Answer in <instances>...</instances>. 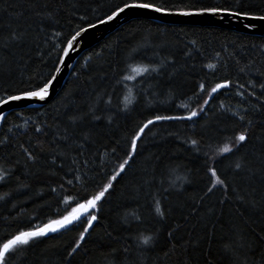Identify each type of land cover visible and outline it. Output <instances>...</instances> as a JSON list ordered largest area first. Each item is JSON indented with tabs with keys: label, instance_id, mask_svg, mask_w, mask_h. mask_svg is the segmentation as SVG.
<instances>
[{
	"label": "trees",
	"instance_id": "obj_1",
	"mask_svg": "<svg viewBox=\"0 0 264 264\" xmlns=\"http://www.w3.org/2000/svg\"><path fill=\"white\" fill-rule=\"evenodd\" d=\"M132 2L0 0V97L50 79L64 45L80 27ZM138 2L172 10L236 5V0ZM241 3L264 15V0ZM144 67L149 71H133ZM226 80L232 82L228 88L209 95ZM261 84L264 36L146 18L122 24L79 56L51 101L12 111L4 119L0 172L7 176L0 181V243L18 230L66 215L99 191L125 158L138 125L156 115L187 116L194 110L199 115L149 125L73 256L67 254L86 217L11 254L7 264H264ZM246 126L247 142L220 153ZM237 162L240 170L234 167ZM210 167L225 180L226 192L217 185L206 194L213 179ZM157 201L163 218L155 212ZM141 237H151V243L142 244Z\"/></svg>",
	"mask_w": 264,
	"mask_h": 264
},
{
	"label": "snow or ice",
	"instance_id": "obj_2",
	"mask_svg": "<svg viewBox=\"0 0 264 264\" xmlns=\"http://www.w3.org/2000/svg\"><path fill=\"white\" fill-rule=\"evenodd\" d=\"M126 9H146L157 13H163V14H175V15H182V16H203V15H211V16H217V15H227L231 17L241 18L245 20H259L264 21V15H257L255 12L249 10L246 8L242 3L241 0H236L235 7L228 6L225 4V6H201V7H190L188 9H177L175 12H173L172 9L167 7L158 6L155 3H147V2H138V0H133L132 3H123V6H117L114 11L111 12L110 15H107L105 19H98L97 22L91 23L88 22L87 28L80 27L78 31L75 32L74 35L71 36L70 39L67 40V45L62 49V55L58 57L60 64L64 63V58L68 55L69 50L75 49V43H78V38L81 37L82 33L87 32L88 28H96L97 24H105L108 21H112L114 18H116L119 14L125 12ZM50 15V14H49ZM81 20L86 21V17L81 16ZM246 28L255 27V25L246 24ZM57 36L60 35V33H56ZM12 39H18V37L13 34ZM7 44H3V48H7ZM56 47H59V45H56ZM99 55V53H97ZM207 67L212 68L214 65L209 64ZM61 68L58 65L55 66V73H50L51 76L50 79L42 78L41 82L39 84H36L34 86L30 85L29 87H26L24 89H21L18 94H7L6 98L0 97V105H7L11 101H19L22 99H32L37 98L39 100H45L50 95V89L53 84V82L57 79L58 73H60ZM133 71H136L138 73H146L149 71L147 67L144 68H133ZM151 71H156V68H152ZM240 71H244L241 69ZM134 77L127 76L125 79L131 80ZM232 82L231 81H225L224 83H217L215 87L211 89V92L209 95L211 96L212 93H216L218 90L223 88H228ZM204 84L201 83L199 85V88L201 91L204 90ZM253 87L255 85L253 84ZM262 89H264V84H261L260 86ZM239 88H244V84H239ZM31 89V90H30ZM238 95H243L241 92H237ZM251 95H255V92H252ZM128 103H131V101H127ZM205 104L208 103V100L204 101ZM223 107V105H221ZM181 107H184V105H181ZM200 111H203V108L201 107ZM199 115L198 111H191L187 116H159L156 115L152 119H148L145 123L142 125H138V130L135 131L134 135H132L130 139V146L129 149L125 155V158L122 160V162L118 165V168L114 170L113 174L108 177L107 182L103 183V186L100 188L99 191H96L91 196L87 198H82V203H77L74 208L70 212H68L66 215L60 216L59 219H49L47 223L43 225V227H36V228H30L28 230H18L15 234L11 235L10 238H6L3 240L2 243H0V264H7L8 257L17 252L22 251L27 246H30L32 243L37 242L42 237H46L49 233H58L61 230L68 229L70 226H72L75 222L81 221L83 218L86 217L87 223L84 224L83 230L79 233L78 238L75 241V245L72 247L71 251L68 252V257L73 256V254L81 247L82 242L86 239V234L89 233L90 229H92L95 225V222L98 221L99 217L96 214V212L99 211V205L100 202L105 199L106 194L109 193V190L114 187V182L117 180V178L126 171L127 166L129 165L130 161L134 158L135 154L138 152V141L141 140L143 134L145 133V130L149 127V125L154 124L158 121H164V120H192L194 117H197ZM235 115V113L233 114ZM101 117L94 116V119L99 120ZM4 114L0 112V121L4 120ZM239 119L243 121L245 117L243 115L239 116ZM247 124L250 126L252 125V121L248 120ZM37 132H40L41 129L39 127L36 128ZM250 131L249 127H244L243 131H239L234 136V144L229 147L228 145H225L223 148L220 149V153H230L235 148L243 146L245 142L249 139ZM7 139V138H5ZM192 145H197L196 140L191 141ZM25 153L28 156L29 160H34L35 157L32 155L31 152L28 151V149H24ZM113 154H115L116 149L112 150ZM236 170H240L242 168V165L237 162L234 165ZM208 171L211 173L212 181H211V187L207 188V193H211L214 188L219 185L225 188V192L227 189V184L225 180L221 179V177L218 175L217 170L215 167H210ZM7 176V173L0 172V181H3ZM75 180L80 181L81 177L76 176ZM69 185L73 183L72 180L67 181ZM82 187H85V191H87L86 186L82 184ZM52 192H56V189L53 188ZM2 199V197H0ZM66 200L71 199V197H65ZM223 203V201H221ZM92 210V211H90ZM155 212L157 215H159L161 218L165 216V213L161 210L160 202H156ZM177 227H179L177 225ZM169 238L172 237V232L170 231L168 233ZM141 243L144 245H148L151 243V237H141L140 238ZM175 247V245H173ZM127 251V249H125Z\"/></svg>",
	"mask_w": 264,
	"mask_h": 264
},
{
	"label": "water",
	"instance_id": "obj_3",
	"mask_svg": "<svg viewBox=\"0 0 264 264\" xmlns=\"http://www.w3.org/2000/svg\"><path fill=\"white\" fill-rule=\"evenodd\" d=\"M175 11L176 10H173V12ZM133 18H146L163 24L217 26L245 34L264 36V21H259V20H245L227 15L182 16L175 14L157 13L146 9H126L125 12L119 14L112 21H108L105 24H97L96 28H88L87 32L81 34V37L78 38L79 42L78 43L74 42L75 49L69 50L68 55L64 58V63L60 64V61H58L57 65L59 64L61 71L60 73L56 74L57 79L53 82L51 86L49 97H47L45 100L32 98V99H22L19 101H11L7 105H0V112H2L4 114V117L6 118V116L12 111L25 109V108H37L47 104L61 90L62 86L64 85L67 78L71 74L72 69L79 56L84 51H86L87 49L98 43L100 40H102L104 37H106L108 34L116 30L122 24ZM246 24L255 25V27L246 28L245 27ZM84 28H87V26H85ZM66 45L67 42L64 45V47H66ZM53 73H55V70ZM3 121L4 120L0 121V129Z\"/></svg>",
	"mask_w": 264,
	"mask_h": 264
},
{
	"label": "bare ground",
	"instance_id": "obj_4",
	"mask_svg": "<svg viewBox=\"0 0 264 264\" xmlns=\"http://www.w3.org/2000/svg\"><path fill=\"white\" fill-rule=\"evenodd\" d=\"M119 28V27H118ZM251 35V34H250ZM38 108V107H37Z\"/></svg>",
	"mask_w": 264,
	"mask_h": 264
},
{
	"label": "rangeland",
	"instance_id": "obj_5",
	"mask_svg": "<svg viewBox=\"0 0 264 264\" xmlns=\"http://www.w3.org/2000/svg\"><path fill=\"white\" fill-rule=\"evenodd\" d=\"M59 219V218H58ZM41 227H43V226H41Z\"/></svg>",
	"mask_w": 264,
	"mask_h": 264
}]
</instances>
